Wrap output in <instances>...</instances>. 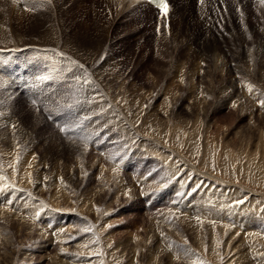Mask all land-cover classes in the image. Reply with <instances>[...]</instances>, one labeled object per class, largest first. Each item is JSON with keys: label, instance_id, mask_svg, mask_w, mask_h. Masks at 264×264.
<instances>
[{"label": "rangeland", "instance_id": "rangeland-1", "mask_svg": "<svg viewBox=\"0 0 264 264\" xmlns=\"http://www.w3.org/2000/svg\"><path fill=\"white\" fill-rule=\"evenodd\" d=\"M102 1L0 0V48L53 92L15 90L34 143L0 148L1 195H21L0 201V264H264V5L228 0L231 21L214 6L203 26L200 0L161 20Z\"/></svg>", "mask_w": 264, "mask_h": 264}, {"label": "bare ground", "instance_id": "bare-ground-1", "mask_svg": "<svg viewBox=\"0 0 264 264\" xmlns=\"http://www.w3.org/2000/svg\"><path fill=\"white\" fill-rule=\"evenodd\" d=\"M100 1H102V0H100ZM174 1H178V2H180V3H187V2H185V1H188V0H171V2H172V6L173 5H175L174 4ZM213 1H215V3L216 2H218L219 1V5H220V1H221V3H222V5H220V7H218L217 6V8H218V10H219V12L221 13V17H214V22L215 23H217L219 26H222L223 24H224V21H226V22H228V21H231V18H232V13H231V11H230V9H229V7L227 8V6H226V3L228 2V0H204V2H203V4H201L200 2H197L196 3V5H195V11H196V14L198 15V24L199 25H205V26H210L211 24H210V21H209V16H208V12L205 10L206 8H207V6L210 4V2H213ZM103 3H106V5H107V2L109 3V4H112V2H114L116 5H118L117 6V11H115V15H117L118 13L120 14V16H122L121 14H131V13H134V10L136 9V7H137V5L139 6L140 5V7H141V5H142V3L143 4H145V6L149 9V12H156L157 11V9L154 7V6H152V5H150L148 2H146V1H144V0H103L102 1ZM241 2H243L242 0H240L238 3H241ZM245 2V1H244ZM257 2V1H256ZM232 3H233V1H232ZM112 6V5H111ZM110 6V7H111ZM231 8H232V6H231ZM174 9H175V7H174ZM80 12V11H79ZM171 12L172 11H170L169 13H168V17L170 16V14H171ZM186 13H189V14H191V12H189V11H185ZM227 15L229 16V17H227ZM239 15V14H238ZM238 15H236L235 14V16H236V20L238 21V23L239 24H243L244 25V22L245 21H247L246 20V18H245V14H244V16H243V18H240V16H242V14H240L239 16ZM150 17L151 16V14H148V15H146V17ZM158 16V15H157ZM238 16V17H237ZM139 17H141V15H139ZM167 17V18H168ZM205 17V18H204ZM208 17V18H207ZM86 19H88V18H86ZM80 21V20H79ZM83 23H84V20L82 21ZM81 21H80V23H82ZM88 23H90V24H92L93 26H97L98 25V23H97V21H95V22H91V21H88ZM98 27V26H97ZM91 28V27H90ZM208 29H210V28H207L206 29V27L204 28V30L206 31V32H210ZM98 31V30H97ZM231 37H233V39H235V38H237V36H236V34H233V35H231ZM238 37H240V38H242L241 40H244V41H246V40H248V38H249V36L246 34V35H239ZM257 49H261V47L260 46H258L257 47ZM216 51V50H215ZM85 73V72H84ZM0 78H2L1 76H0ZM85 79V78H84ZM2 80V79H1ZM0 80V83H2V87H0V89L2 90L1 91V93H0V104L2 103V105L0 106V130H2V132H0V148H1V150L3 149V148H14V150H15V153H16V155L18 154V150H19V148L20 149H22V151H21V153H23L24 151H25V148L27 147V148H32V146H33V143L34 142H32V141H30L29 143H28V141H29V135H30V133L28 132H25V135L23 134L22 135V133H24V131L26 130V129H24L23 127L21 128L22 130H20V133L18 134V135H16V131L18 130V127H19V120L17 121V118L19 117H17L16 116V114H18L17 112H18V110H17V106H20L21 105V107L22 108H25L26 106H25V104L23 105V104H21V102L23 103V101L21 100V102H18L19 100L17 99V98H19V96L18 97H16V95H17V93H15L16 91V85L13 83V82H11V81H9L8 79L6 80V82L7 83H3L2 81L4 80V78H3V80L1 81ZM87 80V79H86ZM92 82V81H91ZM88 83V82H87ZM91 84V83H90ZM89 84V85H90ZM3 89H6V90H10V92L11 93H15V95L14 96H11V95H8V94H6V96L3 94ZM98 89V88H97ZM92 90V89H91ZM90 90V91H91ZM99 90V89H98ZM93 92V91H92ZM96 92V91H95ZM97 93V92H96ZM88 95V94H87ZM91 95V94H90ZM7 98V100H8V103L6 102V100H1L2 98H4V99H6ZM15 97V98H14ZM21 98V97H20ZM11 99V100H10ZM15 100H17L16 102H15ZM10 101V102H9ZM6 102V103H5ZM15 103H19V105H15L16 106V108H15V106H14V108L12 107V105H14ZM103 104V103H102ZM244 104H245V102H244ZM250 104V103H249ZM243 105V104H242ZM247 105V104H246ZM244 106V105H243ZM29 108H32L31 110L29 109ZM96 108V107H95ZM81 110H79L78 112H80ZM20 112V111H19ZM36 110L33 108V107H28V109H24V111L22 112V117H24V118H28L27 120L29 121V119H30V121L31 122H33V123H35L34 121L36 120H38L39 121V118L40 117H43V115L41 114V113H39L37 116H36ZM41 115V116H40ZM40 116V117H39ZM19 119V118H18ZM41 120V119H40ZM6 125H8V128H7V130L6 129H4V126H6ZM3 128H2V127ZM13 126H15V127H13ZM23 126V125H22ZM17 127V130L15 129ZM28 131V130H27ZM79 138H81V140H82V144L83 143H86L87 142V137H86V135H81V137L79 136ZM17 139V140H16ZM46 139H48V137H46L45 138V141H46ZM55 141V140H54ZM47 143V145L48 146H51L52 145V142H46ZM85 145V144H84ZM74 146V145H73ZM86 146V145H85ZM78 149V148H77ZM86 149V148H85ZM17 150V151H16ZM12 151V150H11ZM75 152V151H74ZM81 152V154L83 153L81 150L79 151V153ZM77 153H78V151H77ZM208 160V159H207ZM17 162V161H16ZM23 163L24 164H26V165H28V166H31L32 168H36V166H37V164H35V161L34 160H31V154H30V156H27L26 158H24L23 159ZM11 164V163H10ZM17 164H19V163H17ZM44 164V163H43ZM8 166H10V165H8ZM21 166V165H20ZM14 167H15V165H14ZM17 167V166H16ZM13 168V167H12ZM0 169H1V167H0ZM26 169V168H25ZM2 173V172H1ZM0 173V201L1 202H4L5 203V205H6V200H8V198H13L14 197V201H15V203H19L20 201H21V195H17V194H11L7 199L6 198H4L5 196H2L1 194L4 192V188H5V186L7 185V180H6V177L4 176V175H2ZM80 173V172H79ZM21 175H22V173H21ZM26 176V175H25ZM13 177V176H12ZM20 178V177H19ZM21 179V178H20ZM10 181H11V183H12V180L10 179ZM31 183V180L29 179V178H27V184H30ZM56 183V182H55ZM3 198V199H2ZM1 205H3V204H1ZM4 205V206H5ZM18 205V204H17ZM20 206H21V204H20ZM1 207V206H0ZM1 210H3V209H1ZM3 213V212H2ZM3 215V214H2ZM17 223V222H16ZM59 232V231H58ZM57 232V233H58ZM4 233V232H3ZM59 234V233H58ZM6 236H8V234L6 235ZM8 241H10V238H6ZM63 258H64V256H63ZM66 258V257H65ZM61 259V258H60ZM67 259V258H66ZM75 259V258H74ZM69 261H67V260H61V261H59V264H73L74 262H72V261H70V258L68 259ZM77 260V259H76ZM75 263H77V261L75 262ZM81 263H82V261H81Z\"/></svg>", "mask_w": 264, "mask_h": 264}, {"label": "snow or ice", "instance_id": "snow-or-ice-1", "mask_svg": "<svg viewBox=\"0 0 264 264\" xmlns=\"http://www.w3.org/2000/svg\"><path fill=\"white\" fill-rule=\"evenodd\" d=\"M33 2V0H23V3L26 5L25 10H28V5H30ZM49 3H51V0H48ZM150 3H153L155 7L159 10L161 18H166L168 16V13L170 11L169 5L167 0H149ZM204 0H200V3L203 4ZM261 5H264V0H260ZM157 32H159V28L157 29ZM2 83H0V87H2ZM251 91V89H249ZM15 127V126H13ZM79 127L78 124H66L65 126L61 127L62 132H74ZM236 204L243 203L242 201L235 202ZM215 223V222H213Z\"/></svg>", "mask_w": 264, "mask_h": 264}, {"label": "built area", "instance_id": "built-area-1", "mask_svg": "<svg viewBox=\"0 0 264 264\" xmlns=\"http://www.w3.org/2000/svg\"><path fill=\"white\" fill-rule=\"evenodd\" d=\"M214 6H218V7H220V5H219V1L216 2V3H215V1L210 2V4L207 6L206 10H207V12H208V14H209L210 16H214V15H215Z\"/></svg>", "mask_w": 264, "mask_h": 264}]
</instances>
